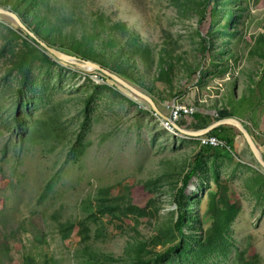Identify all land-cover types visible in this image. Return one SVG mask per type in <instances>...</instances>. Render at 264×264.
<instances>
[{"label": "rangeland", "instance_id": "374dc122", "mask_svg": "<svg viewBox=\"0 0 264 264\" xmlns=\"http://www.w3.org/2000/svg\"><path fill=\"white\" fill-rule=\"evenodd\" d=\"M0 7L162 115L176 99L205 119L180 127L205 128L225 110L264 150V0ZM15 27L0 20V264H264V171L252 156L227 144L199 154L197 137L170 132L143 100Z\"/></svg>", "mask_w": 264, "mask_h": 264}, {"label": "water", "instance_id": "95a60500", "mask_svg": "<svg viewBox=\"0 0 264 264\" xmlns=\"http://www.w3.org/2000/svg\"><path fill=\"white\" fill-rule=\"evenodd\" d=\"M0 16L5 17L7 20L10 19L11 21H13L18 26V28H20L25 34H27L29 37H31L42 49H44L52 57H54L58 60H61L63 62H66L70 65H74L75 67H78V68L83 69L85 71L93 70V71H98V72L102 73L103 75L109 77L114 83H116L117 85H119L123 89L127 90L129 93H131L136 98L143 100L150 107V110L154 114L159 116L162 120L169 122V119L167 118V116L162 115L156 109L154 102L152 101V99L149 96L141 93L140 91L135 89L133 86L126 83L117 74H115V73H113V72H111L105 68H102L101 66H99L98 64H96L92 61L81 59L79 57H76L75 55L66 54V53L58 50L57 48L50 46L46 42L40 40L39 38H37L35 36V34L31 30H29L21 22L20 18L14 12L10 11L8 8L0 7ZM171 126L173 127V129L176 132L190 136V137H198V136L206 135L209 132H211L213 129L220 127V126L233 127L235 132L237 133V135H239V136L241 135V137L244 139V142L246 143V145L248 147V152H249L250 156H252L253 160L264 171V159L262 157V154H261L259 148L257 147V145H256L254 139L252 138V136L250 135V133L244 128L241 121L237 120L234 117H226V118L218 119L217 121L209 124L205 128L198 129V130H187L185 128L180 127L179 125H177V123H174V122H171Z\"/></svg>", "mask_w": 264, "mask_h": 264}, {"label": "trees", "instance_id": "16d2710c", "mask_svg": "<svg viewBox=\"0 0 264 264\" xmlns=\"http://www.w3.org/2000/svg\"><path fill=\"white\" fill-rule=\"evenodd\" d=\"M12 11V10H11ZM14 12V11H13ZM16 15H17V13L16 12H14ZM18 16V15H17ZM19 18H20V16H18ZM6 18L5 17H3V16H0V20H5ZM7 20V19H6ZM20 20H21V22L29 29V30H31L34 34H35V36L37 37V38H39L40 40H42V41H44V39H42V37H40V34L37 32V31H35V30H33V29H30L29 28V26L28 25H26L25 24V22L20 18ZM18 31H22L20 28H18V27H15ZM62 51V50H61ZM62 52H64V51H62ZM64 53H66V54H68L67 52H64ZM96 73L95 74H97L102 80H104V81H108V82H112V83H114L109 77H107V76H105V75H103L102 73H100V72H98V71H95ZM116 84V83H115ZM122 88V87H121ZM125 90V89H124ZM127 91V90H126ZM219 114L220 115H217V118L216 119H221V118H226V117H230V115L228 114V112L227 111H225V110H220V112H219ZM192 119L193 120H195L196 122L197 121H202L203 123L205 122V119L204 118H202L201 117V115H200V113H195L193 116H192ZM180 124V123H179ZM201 128V127H200ZM227 128H230V130L231 129H234L233 127H230V126H220V127H217V128H215V129H213L210 133H209V135H213V136H216L217 138H219L220 140H223L227 145H228V147H230V149L232 150V151H234L235 153L238 151V155H239V157L241 158V159H243L244 158V155H242L241 154V152L239 151V149H240V147H239V149H238V144L237 143H239V141L238 140H236L235 139V137H232V138H229L228 136H226L225 135V133L224 132H226V130H227ZM221 133H224V134H222L221 135ZM240 137H241V135H240ZM255 141V140H254ZM255 143H256V145H257V147L259 148V150H260V152H261V154H262V156H264V150L262 149V147L260 146V145H258L257 144V142L255 141ZM239 145H243V146H245V149H248V147H247V145H246V143L244 142V139L241 137V142H240V144ZM237 146V147H236ZM203 149H201L200 151H199V154H203V153H215V154H219V148H214V147H202ZM244 148V147H243ZM202 150H203V152H202ZM240 153V154H239ZM237 155V156H238ZM192 173H193V170H188L186 173H185V175L183 176V178H182V180H181V186H180V188H179V190H178V195H179V197L183 194V192H184V189H185V187H186V185L188 184V181L190 180V178H191V175H192ZM178 210H177V216H176V221H175V230H176V232H177V234L179 235V236H183V225H184V219H185V213H184V211L182 210V204L180 203V202H178Z\"/></svg>", "mask_w": 264, "mask_h": 264}, {"label": "built area", "instance_id": "2783aa9c", "mask_svg": "<svg viewBox=\"0 0 264 264\" xmlns=\"http://www.w3.org/2000/svg\"><path fill=\"white\" fill-rule=\"evenodd\" d=\"M165 109L167 111V118L169 122L163 120V125L172 133H177L171 126V122L179 123L183 119L192 118V116L197 113V109L192 105H186L178 103L176 99H173L169 103L165 104ZM200 147H226V143L213 135H203L197 137Z\"/></svg>", "mask_w": 264, "mask_h": 264}, {"label": "crops", "instance_id": "0c3cea01", "mask_svg": "<svg viewBox=\"0 0 264 264\" xmlns=\"http://www.w3.org/2000/svg\"><path fill=\"white\" fill-rule=\"evenodd\" d=\"M236 137H237V136H236ZM237 144H238V149H239V147H240L239 151H240V150L243 151V147H244V146H243V145H242V146L239 145V144H240V141H239V143H237ZM236 147H237V146H236ZM244 152H245V153H244ZM247 152H248V149H244V151H243V153H242L246 158H248V157L250 156V155H248L249 152H248V153H247ZM245 157H244V158H245Z\"/></svg>", "mask_w": 264, "mask_h": 264}]
</instances>
